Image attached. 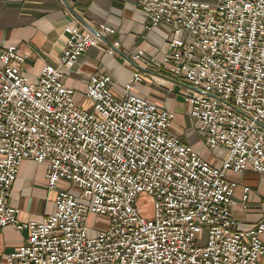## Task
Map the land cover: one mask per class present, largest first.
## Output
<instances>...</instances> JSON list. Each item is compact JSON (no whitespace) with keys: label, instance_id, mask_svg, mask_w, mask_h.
<instances>
[{"label":"built area","instance_id":"built-area-1","mask_svg":"<svg viewBox=\"0 0 264 264\" xmlns=\"http://www.w3.org/2000/svg\"><path fill=\"white\" fill-rule=\"evenodd\" d=\"M146 29L169 30L162 59L137 51L138 65L118 99L109 75H93L80 109L65 71L114 31L69 24L55 65L34 81L15 46L0 50V229L27 230L0 264H258L264 217L239 229L227 172L264 174V0H138ZM114 42L105 53L113 56ZM180 89L188 117L220 167L173 135L175 116L130 95L145 72ZM47 167L55 211L20 223L8 198L24 161ZM64 183L74 195L58 186ZM248 189H244L245 204ZM148 200L144 211L140 200ZM91 216L106 226L94 230Z\"/></svg>","mask_w":264,"mask_h":264},{"label":"crops","instance_id":"crops-1","mask_svg":"<svg viewBox=\"0 0 264 264\" xmlns=\"http://www.w3.org/2000/svg\"><path fill=\"white\" fill-rule=\"evenodd\" d=\"M69 24L106 25L114 31L101 48L88 49L70 70L65 71L64 84L74 91L77 106L85 111L92 110V104L83 96L90 76H111L113 94L123 99L128 94L125 84L139 68L126 63L129 56L143 51L160 60L167 52L169 30L165 27L147 30L138 0H0V50L15 46L26 55L20 66L21 74L27 81H34L46 65L57 63L64 45V29ZM114 42L119 46L114 55L109 56L104 50ZM142 75V81L133 83L129 94L173 113L175 119L184 120L185 128L178 137L208 164L220 167L227 152L223 148H207L197 131V123L188 117L180 89L167 83L163 85L161 79L168 80L163 73L149 71ZM46 175L45 165L30 160L23 162L8 198L9 205L19 211L17 220L20 223L38 221L54 213L56 193L48 190ZM226 179L234 185L232 217L239 229L245 230L264 217V174L248 169L241 174L227 172ZM58 188L71 189L64 183ZM244 189H248L245 204L242 203ZM27 236V230L18 231L13 226L0 229V261L17 250ZM258 264H264V257Z\"/></svg>","mask_w":264,"mask_h":264},{"label":"rangeland","instance_id":"rangeland-1","mask_svg":"<svg viewBox=\"0 0 264 264\" xmlns=\"http://www.w3.org/2000/svg\"><path fill=\"white\" fill-rule=\"evenodd\" d=\"M183 121L184 120H181V118H178V117L174 120V122H173L174 125L172 124V126H171L172 134L178 136V135H181L183 133V130L185 128L183 126ZM70 192L72 194H74V195L78 194L77 191L74 188L70 189ZM139 203H140V205H142V208H143L144 211H148V212L150 211V205H149L148 200L147 201L145 199L144 200H140ZM88 225L92 229L99 231L101 229H104V227L106 226V221L103 218H98V217L91 216L89 218Z\"/></svg>","mask_w":264,"mask_h":264}]
</instances>
